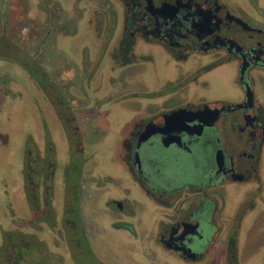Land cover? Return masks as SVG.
I'll use <instances>...</instances> for the list:
<instances>
[{"label":"flooded vegetation","instance_id":"obj_1","mask_svg":"<svg viewBox=\"0 0 264 264\" xmlns=\"http://www.w3.org/2000/svg\"><path fill=\"white\" fill-rule=\"evenodd\" d=\"M2 1L0 35L29 52L19 33L11 37L14 5ZM24 1V24L38 25L40 36L45 28L40 45L69 68L55 76L44 48L29 52L51 76L45 90L30 75L68 140L60 179L49 130L43 143H26L29 216L14 231L34 239L33 256L264 264V0ZM219 73L231 75L228 83ZM9 80L0 76L6 96ZM112 104L120 112L109 117ZM156 127L164 132L144 140ZM113 129L118 172L96 177L94 149L112 143Z\"/></svg>","mask_w":264,"mask_h":264},{"label":"rangeland","instance_id":"obj_2","mask_svg":"<svg viewBox=\"0 0 264 264\" xmlns=\"http://www.w3.org/2000/svg\"><path fill=\"white\" fill-rule=\"evenodd\" d=\"M1 2L3 1L0 0ZM10 2V4L14 5L9 15V19H11L10 35L16 38L19 33L26 49L35 55L37 51L40 52V49L44 48L40 45L38 39L46 37V29L43 28V34L40 36L39 29H37L38 25L30 27L28 23L24 24V13L27 12L24 0H10ZM31 4L34 3H30V6H32ZM1 9L3 8L0 5V15L2 14ZM32 14H35V11H32ZM27 18L28 16L25 17V20ZM42 54L43 60L49 65V69L55 76L63 75V77H67L69 75V68L65 67L61 53L49 50L47 47L42 50ZM225 75L219 73L216 78L221 76L228 83V78L230 79L231 75L229 73ZM0 76L10 79V87L12 89L11 94L6 96L4 95V90L8 86L0 84L1 248L4 242V232L14 231L19 227V222L29 216L28 207L23 197V163L26 143H33L34 139L37 143H43L46 129L49 130L54 143H58L57 172L58 179H60V174L62 175V170L67 162L68 140L45 99V92L37 86L23 67L15 62L5 63L0 61ZM142 103L144 105L149 104L148 101H142ZM118 109V104H112L105 109V114L107 113L109 117H112L120 112ZM108 131V137L112 143L107 146L102 144L101 146H96V148L94 147V150L100 151L96 159L98 162V169L95 170L96 177L109 171L118 172V163L111 156L117 150L118 138L121 136L120 130L113 129ZM110 264H115V261L111 260Z\"/></svg>","mask_w":264,"mask_h":264},{"label":"trees","instance_id":"obj_3","mask_svg":"<svg viewBox=\"0 0 264 264\" xmlns=\"http://www.w3.org/2000/svg\"><path fill=\"white\" fill-rule=\"evenodd\" d=\"M19 51L20 47L16 41L0 35V58L19 61L41 88L49 90L52 79L46 69L35 61L29 52L20 53ZM61 118L67 125V130L72 129L73 124L66 112ZM78 169L79 164L75 163L67 169V172L72 177V172H76ZM69 186L72 188L73 183L70 182ZM73 207H76V205H73ZM34 242V239L28 238L19 231H5L4 242L0 248V264H52L50 258L44 253H41L38 258L33 256Z\"/></svg>","mask_w":264,"mask_h":264},{"label":"water","instance_id":"obj_4","mask_svg":"<svg viewBox=\"0 0 264 264\" xmlns=\"http://www.w3.org/2000/svg\"><path fill=\"white\" fill-rule=\"evenodd\" d=\"M174 117H176L175 115H171V116H168V117H166L167 119H173ZM167 121V120H166ZM158 132H160V133H162V132H164V129L163 128H159V127H156L151 133H148V134H146V136L143 138L144 140H147L148 138H150L153 134H155V133H158Z\"/></svg>","mask_w":264,"mask_h":264}]
</instances>
